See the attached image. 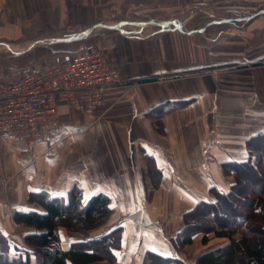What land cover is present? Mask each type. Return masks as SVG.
Instances as JSON below:
<instances>
[{
	"label": "crops",
	"instance_id": "0c3cea01",
	"mask_svg": "<svg viewBox=\"0 0 264 264\" xmlns=\"http://www.w3.org/2000/svg\"><path fill=\"white\" fill-rule=\"evenodd\" d=\"M126 3L157 9L163 0H0V37L51 38L61 31H74V23L78 21L93 23L107 13L113 17L119 5ZM100 10H105L106 15L100 16ZM259 13L264 11H254L244 18L223 19L247 22ZM133 26L123 27L133 29ZM123 37L118 39L123 62L114 60L109 50L105 55L117 83L106 92L104 113L114 116L116 124L90 125L92 116L100 113L97 110L83 113L85 117L79 113L70 121L66 117L68 107L61 105L59 119L65 128L56 143H39L28 148L21 142L0 140V232L15 243L14 233L22 232L24 227L13 221V215L28 209L29 192L45 190L60 195L78 186L85 199L97 193L108 198L110 214L98 229L121 227L124 232V247L117 253L116 261L92 264H140V255L145 250L173 254L186 264H194L197 255L226 241L218 238L221 244L216 246L218 241L212 233L204 246L209 247L210 238L215 240V246L205 247L189 258L177 253L170 237L181 226L182 212L201 198L212 199L209 192L212 186L223 192L228 189L231 178L223 174L220 164L247 159L248 141L264 142V65L207 70L204 74H189L187 70L185 74L189 76L183 79L163 78L165 72H173L174 68L163 67L154 58L132 48L145 42ZM240 48L243 54L239 55L245 61L239 65L264 59V34L255 46L245 44ZM229 62L237 61L225 64ZM196 68L181 69L197 71ZM147 75L159 77L154 82L119 87ZM165 101H185L186 105L164 115L158 131L145 114ZM71 123L75 125L73 132L69 130ZM83 127H86L83 134L72 135L76 128ZM102 133H106L109 147L99 148L91 157V150L82 156L85 147L90 144L92 149ZM145 155L150 159H145ZM28 232L32 231L22 233ZM67 235L76 237L72 233ZM201 237L198 234L193 241L200 242ZM163 244L169 254L163 251Z\"/></svg>",
	"mask_w": 264,
	"mask_h": 264
},
{
	"label": "trees",
	"instance_id": "16d2710c",
	"mask_svg": "<svg viewBox=\"0 0 264 264\" xmlns=\"http://www.w3.org/2000/svg\"><path fill=\"white\" fill-rule=\"evenodd\" d=\"M260 65H264V59L248 65H212L208 69L225 71ZM155 80L153 76L137 82ZM185 105V101H165L145 116L159 131L163 116ZM247 151V159L243 161L227 160L220 164L223 174L231 178L228 189L223 192L212 186L209 189L212 199L201 198L184 211L181 226L170 237L171 245L180 255L185 254L184 249L198 234L202 235V244L209 233L227 239V243L197 255L194 264H264V142L248 141ZM144 158L150 159L146 155ZM243 183L248 184L247 188ZM26 205L28 209L14 213L13 221L33 232L23 235L21 247L0 232V264H92L104 260L113 263L124 247L121 227L62 242L60 230L85 232L105 222L110 208L103 193L85 199L78 186L60 195L36 190L28 193ZM235 233L238 237H234ZM140 264L186 262L173 254L145 250L140 255Z\"/></svg>",
	"mask_w": 264,
	"mask_h": 264
},
{
	"label": "rangeland",
	"instance_id": "374dc122",
	"mask_svg": "<svg viewBox=\"0 0 264 264\" xmlns=\"http://www.w3.org/2000/svg\"><path fill=\"white\" fill-rule=\"evenodd\" d=\"M190 1L191 0H163V3L159 5L163 6H158L157 9H143V5L134 6L130 5L129 3H126L124 5H119L118 13L113 17L112 15H110V13H107L106 15L105 10H100L102 12L100 13V16L106 15L104 18H99V20H95L93 23H88L86 20H82L81 22L78 21L77 23L80 24L77 25V23H74L76 24V26L73 28L74 31L69 30L65 33L64 31H61L57 33L56 36H53L64 37L81 33L95 24H108L110 26L121 25V29H125L123 26L129 24L135 25L147 23V26L142 28L133 26V29H127L126 27V32L124 31L123 34H121L122 32L119 33V31L116 30L113 31L97 28L94 31L90 32L87 37L77 42L39 46L25 53L10 50L6 47L9 44L27 46L34 40L45 38L48 36L44 37L40 35H24L15 37L12 36V38L6 37L8 39H3L2 37H0V69L6 74L18 73L23 70L35 68L39 64L47 61L57 60L63 56H67L70 53L80 50L81 48L88 47H97L101 49L104 53V56L108 53L106 50H109V54L112 55V58L114 60L123 62L120 53L122 51V47L119 45L118 39H121L120 37L124 36L126 38L123 37L122 39L135 41L133 39L138 38V40L145 42L136 47L132 46V48H135L137 53L140 52L144 53L146 56L149 55V57L154 58L155 62L162 64L163 67L174 68L173 72H165L162 75L163 78L167 77L169 79H183L186 77V75L189 76V74H192L190 72L204 74L203 72L207 70L211 71L210 69H208V65L214 63L225 64L227 61H237L233 64L239 65L242 60L245 61L244 57L239 55L243 54L241 52L240 47L245 44L255 46L257 42L262 41V37L264 34V14L262 13H259L254 18H252L254 19L252 21L248 20L247 22H241L238 20H232L224 24L221 23L219 24V26L208 27L202 32H198L196 30L214 21V19H217L219 21L227 17L244 18L249 16L251 13H254V11H264V0H193V2ZM257 1H260V3L255 4ZM234 8H237V10H235ZM155 19L158 21H166L167 23H169V26L171 27L172 31L163 29L159 26L148 24L154 21ZM141 30L143 31L139 32ZM251 35H254L253 39H251ZM105 59L106 62L109 64L110 62L108 61L106 56ZM191 66H194L195 68L197 67L196 70L201 71L197 72L191 71L190 69H181ZM187 70L189 71V74H185L188 72ZM153 76H155V79L158 80V75L139 76L131 82L126 81L122 83V85H120L119 87L125 88L127 85L130 84H144L137 82V80H143V78H151ZM104 104H102V106L100 107L92 108L88 111H100V113H98L97 115L95 114V116H92L90 125L101 124L104 127L106 123L116 124L117 119H115L114 116L109 114L105 116L104 112L106 110V107ZM79 113H81L80 115H82L83 117H85V114L83 113L87 114V112H81L75 108H68L66 117L68 120L71 121L77 118L79 116ZM74 126L75 125L71 123V129L69 130L73 132L75 128ZM85 128L86 127L79 129L76 128L72 135L83 134ZM102 134L104 135L101 138L97 139V141L93 144L92 149L90 148V144L85 147L83 151L86 152H83L84 154L82 156H87V154L91 150V157L95 154V152L97 153L99 151V148L103 149L104 147H109L106 133ZM9 182V180L4 181V185ZM243 184L244 185L242 186L244 188H247L248 184ZM18 226L24 227L21 228L22 232H24V230L33 232V229L28 228L26 226ZM98 228L99 227L87 230L85 232H72L60 230V234L62 235V242L64 243L66 238H78L83 235H97L100 233V230L102 232L105 231L104 229H106L102 228L99 230ZM22 232L17 231V233H14V235L17 236L15 237L14 242L18 243L20 247L23 243V235L25 236V234L32 233L28 232L23 234ZM68 233H72L76 235V237H69L67 235ZM210 234L212 233H209L206 236L207 239ZM238 235V233H235L234 237H238ZM218 238L224 239V242L226 241L227 243L226 238L216 237V240L218 241L216 246L221 244ZM200 242L198 239H195L190 246L184 249L187 257L192 258L196 254L205 250V247L207 246H204V244ZM207 243V245H209V247L207 248H212V246H215V240H212L211 238L210 240H208ZM162 249L164 252H166L165 254L168 253L164 244L162 245Z\"/></svg>",
	"mask_w": 264,
	"mask_h": 264
},
{
	"label": "built area",
	"instance_id": "2783aa9c",
	"mask_svg": "<svg viewBox=\"0 0 264 264\" xmlns=\"http://www.w3.org/2000/svg\"><path fill=\"white\" fill-rule=\"evenodd\" d=\"M117 78L97 47L81 48L18 73L0 69V140L52 145L64 130L59 107L102 106Z\"/></svg>",
	"mask_w": 264,
	"mask_h": 264
},
{
	"label": "water",
	"instance_id": "95a60500",
	"mask_svg": "<svg viewBox=\"0 0 264 264\" xmlns=\"http://www.w3.org/2000/svg\"><path fill=\"white\" fill-rule=\"evenodd\" d=\"M230 20H226V19H222L220 21H212L206 25H204L203 27L199 28L198 30L196 31H203L204 29L208 28V27H212V26H215V25H218L220 23H225V22H229ZM149 25H155V26H159L163 29H167L169 31H172L171 30V27L169 26V23H167L166 21H158V20H155V21H152L150 23H148ZM133 25V24H132ZM147 26V23H143V24H135V27H138V28H142V27H146ZM97 28H100V29H105V30H117V31H120V32H126L125 29H121V25H115V26H110L108 24H95L93 26H91L90 28H88L86 31L84 32H81V33H77V34H73V35H70V36H64V37H51V38H44V39H38L34 42H31L29 45L27 46H19V45H16V44H9L7 45V49H10V50H15V51H19L20 53H25L31 49H34L36 47H39V46H48V45H53V44H59V43H73V42H77L85 37H87V35L94 31L95 29Z\"/></svg>",
	"mask_w": 264,
	"mask_h": 264
}]
</instances>
